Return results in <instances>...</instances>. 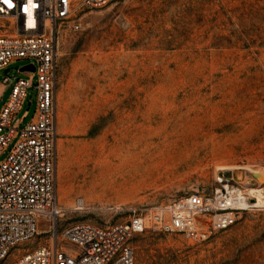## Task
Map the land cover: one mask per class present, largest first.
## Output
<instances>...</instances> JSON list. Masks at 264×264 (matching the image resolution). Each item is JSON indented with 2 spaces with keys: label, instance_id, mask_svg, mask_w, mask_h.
<instances>
[{
  "label": "rangeland",
  "instance_id": "1",
  "mask_svg": "<svg viewBox=\"0 0 264 264\" xmlns=\"http://www.w3.org/2000/svg\"><path fill=\"white\" fill-rule=\"evenodd\" d=\"M81 18V30L61 29L57 57L60 240L74 224L108 227L213 195L222 178L264 188V0H115ZM29 64L0 72V113ZM37 95L28 90L22 129ZM138 159L151 164L120 167ZM260 206L206 241L139 235L136 264H264V198ZM41 223L3 264L53 246L50 222Z\"/></svg>",
  "mask_w": 264,
  "mask_h": 264
},
{
  "label": "built area",
  "instance_id": "2",
  "mask_svg": "<svg viewBox=\"0 0 264 264\" xmlns=\"http://www.w3.org/2000/svg\"><path fill=\"white\" fill-rule=\"evenodd\" d=\"M115 0H0V72L19 61L31 64L19 73L10 101L0 113V264L22 244L41 235L50 222L53 246L27 253L11 264H136L132 241L149 231L176 233L206 241L233 227L241 213L261 208L264 188L222 178L213 195L199 192L153 208L108 227L88 222L65 229L59 239L56 189V69L61 29L82 28V14ZM33 66L36 71H24ZM37 79V85L33 84ZM5 85L13 84L10 78ZM37 90L35 119L19 121L29 89Z\"/></svg>",
  "mask_w": 264,
  "mask_h": 264
},
{
  "label": "bare ground",
  "instance_id": "3",
  "mask_svg": "<svg viewBox=\"0 0 264 264\" xmlns=\"http://www.w3.org/2000/svg\"><path fill=\"white\" fill-rule=\"evenodd\" d=\"M145 163H148L149 165L151 164V163H149V161L147 160V159H143V160H141V159H138V160H134V161H132V162H130L129 164L128 163H126V162H122V164H121V168H127V169H138L140 166H142L143 164H145ZM105 168V167H104ZM103 167H102V172L100 173V175H99V177H101V179H103V177H105V176H107V175H109L110 174V171L108 172V171H106L105 169H104ZM256 174H259V172H257ZM105 180V179H104ZM262 184V183H261ZM264 193V192H263ZM60 216H61V212H60Z\"/></svg>",
  "mask_w": 264,
  "mask_h": 264
},
{
  "label": "water",
  "instance_id": "4",
  "mask_svg": "<svg viewBox=\"0 0 264 264\" xmlns=\"http://www.w3.org/2000/svg\"><path fill=\"white\" fill-rule=\"evenodd\" d=\"M24 71H31V72H35L36 69L33 66L27 67L24 69ZM254 177L256 179H262V176L260 174H255Z\"/></svg>",
  "mask_w": 264,
  "mask_h": 264
}]
</instances>
